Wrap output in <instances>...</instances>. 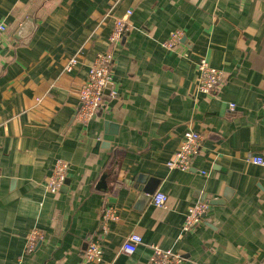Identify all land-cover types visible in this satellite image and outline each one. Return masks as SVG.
Here are the masks:
<instances>
[{"label": "crops", "instance_id": "obj_1", "mask_svg": "<svg viewBox=\"0 0 264 264\" xmlns=\"http://www.w3.org/2000/svg\"><path fill=\"white\" fill-rule=\"evenodd\" d=\"M129 9L130 30L112 46L115 17ZM0 21V264H148L152 244L183 264H263L264 166L249 158L264 157V0H0ZM175 30L179 45L163 47ZM107 50L113 86L84 124L77 91ZM202 57L225 74L209 94L196 87ZM188 130L203 148L190 170H171ZM104 136L114 140L97 146ZM58 158L70 169L53 194ZM157 191L165 208L152 203ZM199 201L210 209L185 233ZM108 207L118 219L105 231ZM35 227L45 237L28 254ZM131 233L143 243L129 254ZM93 237L103 258L89 263Z\"/></svg>", "mask_w": 264, "mask_h": 264}, {"label": "built area", "instance_id": "obj_2", "mask_svg": "<svg viewBox=\"0 0 264 264\" xmlns=\"http://www.w3.org/2000/svg\"><path fill=\"white\" fill-rule=\"evenodd\" d=\"M116 1V0H115ZM133 14L131 9L127 10L122 16L115 17L114 26L109 37V43L112 46L118 45L130 30V18ZM8 30L6 23L0 21V34ZM183 38L181 30L171 32L169 38L162 43V46L168 49H174L179 45ZM114 53L111 50L97 54L93 63L90 65L87 79L80 85L77 96L80 106L77 113L78 121L87 124L99 111L105 107L106 90L113 80ZM78 63V58L72 57L65 66L66 71H71ZM225 81L224 71L220 68L213 67L206 58H200L197 63L196 87L198 91L209 94ZM115 93L111 91L110 95ZM230 108H235L231 104ZM204 144V137L200 132L188 130L184 133L179 147L173 156L168 160L167 167L171 170L178 169L188 171L191 169L195 157L201 152ZM250 161L255 165L264 166V157L253 155ZM70 164L68 161L58 158L52 168V173L46 182V188L49 192L58 193L68 177ZM203 174L206 172H202ZM169 197L162 191H157L152 196V203L159 208L167 206ZM210 209V204L205 201H199L190 206L185 214L183 223V232L195 231L204 220V216ZM117 212L115 208L108 207L103 214V227L107 230V223L116 220ZM45 234L38 227L33 228L26 241V253H33L38 244L43 241ZM143 243L140 234L131 233L124 241L122 250L126 253H134L137 247ZM151 256L148 264H183L184 257L182 254L172 249L162 248L159 244H152ZM85 260L89 263L102 261L103 246L99 238L93 237L88 243L84 252ZM264 264V259L263 262Z\"/></svg>", "mask_w": 264, "mask_h": 264}, {"label": "water", "instance_id": "obj_3", "mask_svg": "<svg viewBox=\"0 0 264 264\" xmlns=\"http://www.w3.org/2000/svg\"><path fill=\"white\" fill-rule=\"evenodd\" d=\"M113 85L112 84H109L108 85V87H107V90H106V94H108L109 93V89L112 87ZM78 113V112H77ZM114 139L112 138V136L110 137V136H104V140H100V141H98V143H97V146H100V145H106V144H104V143H107L108 144V142H110V141H113Z\"/></svg>", "mask_w": 264, "mask_h": 264}]
</instances>
